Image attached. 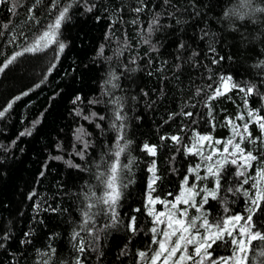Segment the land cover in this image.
Returning a JSON list of instances; mask_svg holds the SVG:
<instances>
[{
    "label": "trees",
    "instance_id": "obj_1",
    "mask_svg": "<svg viewBox=\"0 0 264 264\" xmlns=\"http://www.w3.org/2000/svg\"><path fill=\"white\" fill-rule=\"evenodd\" d=\"M66 5L55 41L25 52ZM17 52L0 72V111L12 103L0 117V264H141L156 248L148 196L171 201L192 176L216 191L196 201L210 224L251 214L264 232V200L250 212L264 168L259 126L241 144L257 159L242 176L224 163L219 188L188 151L199 135L221 148L232 137L228 120L243 123L237 114L264 115V0H0V66ZM222 77L238 87L215 96ZM250 86L245 108L239 89ZM25 129L31 135L20 136ZM113 162L115 220L103 202ZM231 239L213 244L212 257L231 255ZM244 264H264V241L252 242Z\"/></svg>",
    "mask_w": 264,
    "mask_h": 264
},
{
    "label": "snow or ice",
    "instance_id": "obj_2",
    "mask_svg": "<svg viewBox=\"0 0 264 264\" xmlns=\"http://www.w3.org/2000/svg\"><path fill=\"white\" fill-rule=\"evenodd\" d=\"M55 2L56 0H53V3ZM69 7H71V5H66L65 7H63L59 11V14L56 16L54 22L49 25L48 30L45 31L42 34V36L38 37L31 46L26 47L24 51L25 52L36 51L41 47L46 48L50 43H53L55 41L57 30L60 28L62 21L67 18ZM85 10L91 11V7H86ZM135 10L139 12L142 9L137 8ZM29 11H31V9ZM155 23L156 21L153 20L152 24L154 25ZM151 27L152 26L150 25L149 30H151ZM64 47L65 45L63 43H59V51L62 52ZM181 47H183V45H181ZM21 54L22 53L17 52L15 53V56L7 59L4 65L0 66V72H3L4 69L8 67V65L11 64L16 59V57L20 56ZM52 67H55V65H53ZM49 71H51V68L49 69ZM229 81H231V77L221 78V86L216 88L215 96H219L223 94L221 92V87L227 90V84ZM232 87H238V86L232 85ZM239 90L245 93L244 105L245 108H248V97L251 96L256 89L254 86H250L247 88H240ZM22 95H27V93H23ZM215 96L210 97V99L215 98ZM15 99L18 100L20 99V97L17 96ZM261 99H264V97H262ZM78 100H80L79 96L76 97V100H74L73 103H75ZM11 107H12V103L10 102L8 103L7 107H5L2 111H0V117H3ZM259 112L260 110L258 109L248 110L247 120H245V116L243 114H237L236 120L243 121L242 125L236 124L234 120H228V124L232 128V137L225 142L223 147V152L229 153V146H231L232 151L230 153V156L232 158L229 159L228 156H225L222 161L216 162V166L214 167L209 166L207 169L209 175L217 178V188H219L220 169L223 168L224 163H231L233 165H238L237 175L242 176L244 175V173L239 171V169L250 167L251 162L257 159V157L253 155L251 151L246 152L245 149L241 146V144L246 139L248 140L252 139V134L249 130L250 124H257L259 126V129L261 130V136L264 137V115L259 114ZM92 115L95 116L96 113H93ZM187 115H191V113H187ZM84 118L88 119V117H84ZM100 119L102 120L104 118L100 117ZM115 119L117 121H122L123 117L119 114V112H117ZM38 123L39 120L34 121L33 126H35ZM113 126L115 127L116 125L114 124ZM119 127L122 129L123 124H120ZM77 131L83 133V129H78ZM24 135H31V129H25V131L20 133V136H24ZM77 138L80 139L79 136ZM236 138H239V142L234 143V140H236ZM117 139L120 140L122 138L118 136ZM161 139H165V138L161 137ZM171 139L174 142H178L180 138L177 136H172ZM211 139L212 138L210 136H198L197 143L206 140L210 141ZM13 143H15V141H13ZM215 143L219 144L221 143V141L217 140L215 141ZM87 147L88 145L87 143H85V148ZM144 148L150 154L155 155V146H149L146 144ZM193 150L194 148L188 149L189 152H192ZM123 151H124L123 147L119 148L116 151L115 156L117 157V159L119 158L120 153ZM78 154L81 155V157L83 158V153H78ZM56 159H61V157H56ZM207 159L212 160V156H208ZM238 161L240 162L239 164ZM69 164H71V161H69ZM75 166L79 167V165H75ZM110 171H111V177L107 181V188L110 191L105 193V198L103 202L109 206V209L112 212V219L115 220L116 219L115 205L120 196V193L115 186V176L117 172L116 162L112 163ZM150 171L152 172L155 171L154 163H153V167L150 168ZM189 171H194V170L189 169ZM41 175H43V173H41ZM257 177L260 178L261 180H264V168H261L257 171ZM155 179L156 178L154 176L149 185L150 189L152 187V184L155 182ZM197 179H200V177L198 176ZM185 181H187V177L185 178ZM253 186L256 187V184H254ZM188 191L192 193V189H189ZM229 191H231V189H229ZM208 195L211 196L212 198H215L216 191L215 190L210 191L208 192ZM176 200L177 202H180L181 197L178 196ZM261 200H264V190L257 192L256 198L252 201L253 209H251L250 212L259 209L261 207L260 205ZM156 202L157 201L155 199H152L150 197L149 203L154 204ZM182 202L184 204H189L190 199H184ZM92 207L93 205L91 204L88 205L89 209ZM171 207L175 209L176 204L172 203ZM186 213H187V209H184L180 213V216L182 217L186 215ZM85 215L88 216V213L86 212ZM164 215L165 213H159L157 215V219H159V217ZM196 219L197 218L193 217L189 222L185 223L183 219L177 218L173 214L169 213L168 214L169 230L164 231L163 233L164 239L156 241L159 244V249L152 255L151 264H156L157 260L161 259V257L163 258V264H169L170 258L175 257L178 252L180 253L179 259L172 260V264H184L185 261H192V264H205V261H207L208 264H244V261L247 259L248 247L252 245V242L257 239L264 241V232L255 230L252 227L253 216L251 214L248 215L247 218L243 219V226L239 227V236L241 237L240 239H237L233 232V229H235L242 220V217L240 215L227 216L223 219L221 223L216 225L210 224L208 219L205 217L203 219V223L199 225V227L204 228L206 230V234L201 235L199 231H197L196 235L199 237L198 240L193 236H185V233H189L192 229L197 228ZM128 227L129 230L132 231L135 230L134 218L133 221L129 223ZM152 231L155 232L156 229L154 228ZM25 235L27 236L28 233H26ZM75 235L78 234H74V236ZM173 236L177 238L172 242L171 246H168V241ZM225 236L231 237L232 244L236 246L234 248L233 255L231 257H220L219 259H215L212 257V252L209 251V249H211L213 244H215L218 240L224 239ZM193 243L196 244L195 251L193 254H189L186 246ZM80 251H83V246H81ZM139 255L143 257L145 254L143 252H140ZM77 264H80L79 260L77 261Z\"/></svg>",
    "mask_w": 264,
    "mask_h": 264
},
{
    "label": "rangeland",
    "instance_id": "obj_3",
    "mask_svg": "<svg viewBox=\"0 0 264 264\" xmlns=\"http://www.w3.org/2000/svg\"><path fill=\"white\" fill-rule=\"evenodd\" d=\"M232 85H233L232 82L229 81L227 84V90H225V88L221 87V92L224 93V92L228 91L232 87ZM220 86H221V84H220ZM214 94H215V92H214ZM199 136H207V135H199ZM217 140L220 141L219 139L212 138L210 141L206 140V141H200L199 143H197V139H196L195 142L193 143V145L189 147V148H194V150L192 152H196L201 160H205V163H204L205 164L204 165L205 166V172L204 173H206V174H208L207 169L209 166H213V167L216 166V162L222 161L225 156H228L229 159L232 158L230 156V153L232 151L231 146H229V153H224L223 147H224V144L226 141L224 142V144H222V147L219 148L218 144L215 143V141H217ZM234 143H235V141H234ZM208 156H212V160H208L207 159ZM239 163L240 162L238 161V164ZM188 180L187 181L184 180L182 182L178 195L171 201H164L161 199H156V198L151 197L152 199H155L157 201L156 203L151 204V203H149L150 196H148V199H147L148 212L151 214L153 221H154V228L156 229V231L154 232V236H155L156 241L164 239V235H163L164 231L169 230L168 229V214L169 213L173 214L177 218L183 219L185 221V223L189 222L193 217L197 218L196 219L197 228L192 229L189 233H185V236H193L198 240L199 237L196 235L197 231H199V233L201 235L206 234V230L204 228L199 227V225H201L203 223L204 218L200 213V206L196 204V201H197L198 195L201 191H202V196H204L203 199H205V197L208 195V192H210L211 190H207V188L205 186H200L198 184L197 176L196 177L192 176ZM150 182H151V178L149 179V183ZM263 182H264V180H261L260 178L257 177L256 182L254 183V184H256L255 192H254V198H256L257 192L260 191V187H261V184ZM189 189H192V193H190L188 191ZM193 193H194V195H193ZM178 196L181 197L180 202H177V200H176V198ZM184 199H190V203L184 204L182 202ZM172 203L176 204L175 209H173L171 207ZM193 208L195 209V213H194V211H192ZM184 209H187V213H186V215L181 217L180 213ZM159 213H165V215L161 216V217H159V219H157V215ZM244 218H247V217H244ZM244 218H242L240 224L235 229H233L234 235L236 236L237 239L241 238L239 236V227L243 226V219ZM176 238L177 237H175V236L171 237L168 241V246H171L172 242ZM186 247H187L188 253L193 254L195 251L196 244L195 243L189 244ZM158 249H159V244L156 242V248L152 251V253L148 257H145L142 260L141 264H151V257ZM179 255H180V253L178 252L175 257L170 258L169 264H172V260L179 259ZM232 255H233V253L227 257H231ZM197 259H198V257H197ZM156 264H163V258L161 257V259L157 260ZM184 264H192V261H185ZM205 264H208V262L205 261Z\"/></svg>",
    "mask_w": 264,
    "mask_h": 264
}]
</instances>
